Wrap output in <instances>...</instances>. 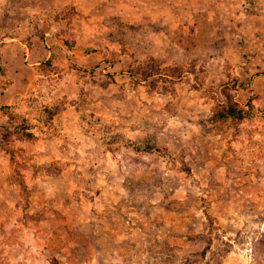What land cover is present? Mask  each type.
Here are the masks:
<instances>
[{
  "label": "rangeland",
  "instance_id": "374dc122",
  "mask_svg": "<svg viewBox=\"0 0 264 264\" xmlns=\"http://www.w3.org/2000/svg\"><path fill=\"white\" fill-rule=\"evenodd\" d=\"M0 264H264V0H0Z\"/></svg>",
  "mask_w": 264,
  "mask_h": 264
},
{
  "label": "trees",
  "instance_id": "16d2710c",
  "mask_svg": "<svg viewBox=\"0 0 264 264\" xmlns=\"http://www.w3.org/2000/svg\"><path fill=\"white\" fill-rule=\"evenodd\" d=\"M215 120H224V119H244L246 116L244 115V112L240 109H237L233 105L229 106L228 108L224 109L223 111H220L216 114ZM134 147L136 149H139L141 151H150V152H158L160 151V148H158L154 142H148L144 145H137L135 144Z\"/></svg>",
  "mask_w": 264,
  "mask_h": 264
}]
</instances>
